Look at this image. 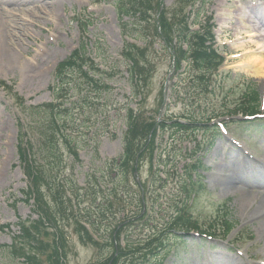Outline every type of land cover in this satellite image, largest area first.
<instances>
[{"label": "rangeland", "instance_id": "rangeland-1", "mask_svg": "<svg viewBox=\"0 0 264 264\" xmlns=\"http://www.w3.org/2000/svg\"><path fill=\"white\" fill-rule=\"evenodd\" d=\"M54 1L57 0H49V3ZM163 1L167 9H173L175 0ZM115 2L116 0H64V3H61L64 5L60 4L57 7L56 13L52 14V20L42 26V31L35 27L28 28L32 32L35 31L37 37L20 44L23 49H28V54L17 55L21 64L16 63L6 69H0V264H28L26 258L21 259L22 257L18 255L21 246L16 238L20 235L16 225L21 221L41 219V215L34 211L36 208L34 201L22 202L24 192L28 191L31 185L28 174L22 166L23 158L19 148L22 136L20 124L22 123L23 128L30 127V119L25 117L23 109L43 107L53 103L51 87L57 67L80 45L85 43L88 45V48L85 45L87 55L92 60H96V63L104 68L103 71L117 73L109 83L112 87L111 95L108 98L104 97L103 100L106 101H102L114 106H112L113 110L107 112V116L99 115L92 109L86 114L81 112L78 115L77 126L80 134L72 135L75 143L79 145L77 156L70 155L65 144L61 143L64 160L55 169L53 177L58 173L59 180L66 179L70 185L78 183L82 187L87 185L89 174L97 171L98 177H102L99 172L102 171V166L123 155L129 107L137 109L144 101L143 109L146 114L155 118H160L161 115L163 119L169 118L174 121L192 110L191 103L187 101L190 97L187 85L191 72L186 74L185 69L173 75L167 102L163 108L161 107L162 92L172 69V56L163 49L160 41H157L153 47L150 46L149 59L155 67L152 78L143 88V97L135 96L134 83L127 71L128 64L122 58L126 40L122 25L133 23L134 19L123 17L118 12ZM23 5L25 6L16 4L14 8L18 10L20 17H24L30 24L33 21V17L29 14L30 6ZM251 6L264 8V0H210L205 6V14L213 17L216 25L217 47L226 58L225 63L217 72L215 71L213 92L202 97L196 96L194 100L196 102L193 103L197 106L201 103L203 109H207L211 114H220L229 108H235L250 88L259 90L262 85L259 79L264 75L255 78L247 75L241 68L249 52L264 56V50L258 46L259 40H264V33L257 34L253 38L247 34V32L252 33L248 27L251 23L262 27L260 21L252 17L254 15L250 14V9L248 11L247 7ZM243 10L246 11L245 17L241 13ZM190 11H187V15ZM252 13L264 16V9L260 12L253 10ZM168 14L171 16V11ZM79 20L89 24L90 29L86 30V33L81 32ZM20 22L27 25L24 21ZM131 40L142 48L148 45L138 35H133ZM39 49L43 52L40 58L36 59ZM145 63L146 61L143 62ZM179 96L181 99H178ZM103 120L108 128L105 132H99ZM173 128L171 126L161 132L157 138L155 154L157 164L158 161L168 163L170 159H174L176 170L182 173L185 163L182 158L188 148L187 155H192L189 159H204L208 167L205 179L208 184L207 192L204 190L199 192L198 200L191 210L194 218L200 220L203 225L218 216L223 218L226 210L229 209L230 219L240 221L244 226L240 235L241 241L238 243L221 236L209 242L202 237H196L197 233L194 232L192 243L206 247H188L185 251L181 248L182 258L177 260L176 264H264V163L256 161L261 159L264 162V133L246 134L245 138L238 139L241 142L242 147H240L235 145L231 138L220 136L215 128L202 129L194 134L174 131ZM231 128L237 133L236 126ZM71 132L74 131H70L68 135ZM24 142L35 143L34 134H30L29 139L25 132ZM197 142H203L202 146H197ZM247 150L256 159H250ZM31 156L35 160L33 153ZM152 160L149 152L140 168L141 178L143 181L148 180V184L152 179ZM153 163L155 164V161ZM165 168L162 165L160 171ZM133 175L130 171L128 177L130 192L136 187ZM162 177L166 178V175ZM107 178L111 176L108 175ZM136 189L138 191L137 187ZM172 192L171 187L167 188L166 196L161 203L170 201ZM247 194L253 198L247 197ZM173 196L174 194L172 198ZM103 200L99 199V202ZM224 200L229 201L223 203ZM91 204V200H86L83 207L89 208ZM99 207L104 208L100 204H94L95 209L99 210ZM162 221L156 218V225ZM136 228L132 233L127 232L123 239L124 243L126 239L141 243L156 230L155 226L154 229L143 225ZM68 236V257L62 264H92L106 257L105 250L82 245L71 229ZM14 243L17 257L8 249ZM209 248L210 254L203 253ZM169 264L175 263L171 261Z\"/></svg>", "mask_w": 264, "mask_h": 264}, {"label": "trees", "instance_id": "trees-1", "mask_svg": "<svg viewBox=\"0 0 264 264\" xmlns=\"http://www.w3.org/2000/svg\"><path fill=\"white\" fill-rule=\"evenodd\" d=\"M197 1L175 0L172 10H164L159 18L162 34L158 33L155 22L156 15L161 11L163 0H128L126 2L124 0H116L115 4L122 16L134 19L133 23H123L124 35L126 34L130 37L138 35V37H142L145 41L148 39L149 46H153L158 39L164 37L166 43L176 53L178 69L185 63L190 70L199 72V76L195 80V83H198L196 88L207 90L208 84L205 83L206 75H209L210 72L216 69L221 60L217 51L207 45L208 41L212 40L210 27L204 35L191 33L188 28L189 22L185 20L184 12H186L189 6L197 3ZM167 11H171L172 15L169 16ZM84 30L86 29L84 28ZM175 40L178 42L177 45H174ZM185 44L188 45L186 49H184ZM86 47L83 44L80 51L75 52L72 57L58 67L55 83L52 87L54 96L52 104L36 108L25 107L23 109L25 117L30 119V127L25 129V132L27 135L29 134V139L30 134H34L35 136V143H28L27 150H22L21 155L25 164V171L31 181L28 191L24 192V201L29 203V201L34 200L36 203V213L41 215L40 221L34 223L32 226L26 227L23 225L24 236L20 237L26 241L27 246H21L18 255L26 258L29 264L64 263L63 258H66L67 244L65 232L61 224L63 218L71 222L74 231L78 234L84 245L102 247L92 239L87 229L81 224V221L75 217L73 213L74 203L71 199L67 198V192H71L73 199L79 201L81 199V195H79L80 187L74 185L70 188L68 180H59L58 173L53 177L55 169L64 160L61 143L65 144L68 153L77 156L79 145L75 143L72 135L73 133L80 134L79 127L77 126L78 115L81 112L86 114L87 111L92 109L99 113V115L107 116V112L113 110L112 106L114 105L102 101H106L103 98H108L111 95L112 89L109 86V82L113 79L114 74L112 75L111 72L107 73L100 69L99 65L88 57V47ZM124 56L126 61L131 64L129 66V74L135 84L134 90L139 95L140 89L147 86L151 77L152 68L151 66L150 69L147 68L149 49H142L127 44ZM145 61L146 63L143 64ZM246 99L245 104L236 109L235 114L253 115L255 112H258L259 93L253 90L246 96ZM229 115H231L230 112ZM187 116L184 119L188 124L185 125L178 122L175 126L189 131L194 128L198 129L199 124L204 122L209 123L211 120L216 119V117H213L207 120L205 114L198 116L190 113ZM105 120L102 121L103 124L100 123L99 132H105L106 128H108L104 125ZM126 122L128 131L125 135L124 155L119 160H114L106 166V171L110 175H114L113 181L115 183L113 192L111 191L112 201H108V207L105 209L106 213H111V215H116V217L119 214H124L126 218L123 222L125 221L126 223L118 221L113 225V230L111 233L109 232V238L113 239L116 234V242L118 244L117 246L114 243L107 245V247H112L110 256L105 261H100L99 264H160L173 251L177 250L178 252L181 248L178 245L179 241L174 240L176 239L175 233L177 232L170 230L172 224L164 223L165 225L161 228L159 238L153 243L143 246L148 247L147 251H144L145 249L135 251V249H131L133 247L131 243H127L125 249L119 244L127 229L143 223L148 226L153 223L154 219L150 215L151 210L143 214L144 208L140 191L133 193L131 203L129 204H126L124 199L128 193L126 195V193L120 192H123L122 187L127 192L126 188H128L127 181L129 180L130 171L134 173L137 165L140 170L144 157L149 152L152 158H154L156 149L155 138L158 136L157 124L154 120L151 121L143 111H136L130 108L127 111ZM20 126L22 134L25 136L23 125ZM159 127L165 130L167 125L162 124ZM67 128L74 132L68 135ZM153 131L152 141L149 143V136ZM21 149H24L23 140ZM32 153L35 155V160L31 156ZM137 157H139L138 161ZM199 167L201 168L202 166L196 164L192 169L200 177L201 175L198 173ZM106 171H100L103 177H94L96 183L98 182L105 187L107 185L105 178ZM186 173L188 181H190L189 184L194 187L196 183L192 180L190 171ZM153 178H157V176ZM110 180L112 181L111 178ZM156 182H159V179H154L153 184L155 185ZM160 182H162L160 186L163 189L166 183L162 180ZM181 189V200L185 203L190 197V188L184 186ZM123 202L126 205L120 207V203ZM115 204L118 205L115 206ZM102 216L106 218L105 214ZM183 216L174 223L172 229L176 230L175 228L178 227L179 231H181L193 224L191 218L188 219L189 217ZM90 224L95 227L96 220L92 219ZM234 227L235 223L226 220L223 235L228 236ZM100 238L105 241L103 237ZM179 243L184 246L186 241H180ZM14 251L15 248L13 253ZM160 255L163 260H160L161 258L157 259Z\"/></svg>", "mask_w": 264, "mask_h": 264}, {"label": "bare ground", "instance_id": "bare-ground-1", "mask_svg": "<svg viewBox=\"0 0 264 264\" xmlns=\"http://www.w3.org/2000/svg\"><path fill=\"white\" fill-rule=\"evenodd\" d=\"M61 3H64V0H57L51 3H49V0L46 2H43L42 0H0V69H6L16 63L21 64L17 55L28 54V49H23L20 44L26 40L37 37L35 34L36 32H32L28 28L35 27V29L42 31V26L52 20V14L56 13V9ZM16 4L21 6L27 4L30 6L29 14L33 17V21L30 24L27 23V20L24 17H20L17 12L18 10L14 8ZM245 12V10L241 12L243 17H245ZM20 21H24L27 25ZM249 21H251L250 18ZM248 27L256 32V35L257 32L260 33L261 31L256 30L258 28L253 29L251 24ZM248 36L251 38L255 37L254 34ZM263 43L264 40H259L258 42V46L262 47V50H264ZM39 51L37 52L38 55L35 57L36 59L40 58V55L43 52L41 49H39ZM241 68L249 76L255 78L261 77L264 75V56L262 57L260 54L256 55L253 52H249Z\"/></svg>", "mask_w": 264, "mask_h": 264}]
</instances>
